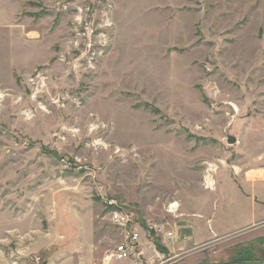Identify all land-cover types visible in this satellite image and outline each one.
Masks as SVG:
<instances>
[{
    "label": "rangeland",
    "instance_id": "rangeland-1",
    "mask_svg": "<svg viewBox=\"0 0 264 264\" xmlns=\"http://www.w3.org/2000/svg\"><path fill=\"white\" fill-rule=\"evenodd\" d=\"M261 170L264 0H0V264H105L112 209L153 243L193 217L235 231L233 184ZM249 238L155 247L264 260Z\"/></svg>",
    "mask_w": 264,
    "mask_h": 264
},
{
    "label": "crops",
    "instance_id": "crops-1",
    "mask_svg": "<svg viewBox=\"0 0 264 264\" xmlns=\"http://www.w3.org/2000/svg\"><path fill=\"white\" fill-rule=\"evenodd\" d=\"M248 175L249 172H245L237 181L238 184H233L235 191L234 202L236 208L239 209L241 225L235 231H225L212 227V215L209 217L204 216L202 219L186 218L185 225H178L174 231L172 230L174 238L168 243L169 251L174 257L178 259L183 254L181 252H186L202 244L221 242L223 238L232 233L241 235V233L247 232L250 235V241L264 238V171L261 170V175L255 180H251ZM143 232L144 230L141 236V246L144 248L146 255H149L153 248V242ZM185 260L194 262L196 258L188 257ZM108 264L129 263L123 261L109 262ZM223 264H264V260H238Z\"/></svg>",
    "mask_w": 264,
    "mask_h": 264
},
{
    "label": "built area",
    "instance_id": "built-area-1",
    "mask_svg": "<svg viewBox=\"0 0 264 264\" xmlns=\"http://www.w3.org/2000/svg\"><path fill=\"white\" fill-rule=\"evenodd\" d=\"M108 205L109 207L111 206V204ZM107 215L110 223L119 230L120 241L113 247L105 264L123 261L129 264H164L169 261L164 259V253L158 252L154 243L151 254L146 255L144 248L141 246L143 230L141 226L134 222L132 213L125 209H112ZM167 228V224H154L148 228L147 232L149 236H154L158 241L160 240L161 244H167L174 237L170 230L167 231ZM10 259L11 264H23L25 261H29L32 264H43L41 259L30 255L23 257V259H26L22 260L23 262H21V257L13 253L10 255Z\"/></svg>",
    "mask_w": 264,
    "mask_h": 264
},
{
    "label": "water",
    "instance_id": "water-1",
    "mask_svg": "<svg viewBox=\"0 0 264 264\" xmlns=\"http://www.w3.org/2000/svg\"><path fill=\"white\" fill-rule=\"evenodd\" d=\"M227 143L228 144H233V143H235V139L234 138H231V137H228L227 138Z\"/></svg>",
    "mask_w": 264,
    "mask_h": 264
},
{
    "label": "trees",
    "instance_id": "trees-1",
    "mask_svg": "<svg viewBox=\"0 0 264 264\" xmlns=\"http://www.w3.org/2000/svg\"><path fill=\"white\" fill-rule=\"evenodd\" d=\"M154 245L157 247V249H159V250L162 251V249L160 248L159 243H158L157 240L154 241ZM163 252H164V251H163Z\"/></svg>",
    "mask_w": 264,
    "mask_h": 264
},
{
    "label": "bare ground",
    "instance_id": "bare-ground-1",
    "mask_svg": "<svg viewBox=\"0 0 264 264\" xmlns=\"http://www.w3.org/2000/svg\"><path fill=\"white\" fill-rule=\"evenodd\" d=\"M208 184V183H207ZM209 186H210V184H209Z\"/></svg>",
    "mask_w": 264,
    "mask_h": 264
}]
</instances>
